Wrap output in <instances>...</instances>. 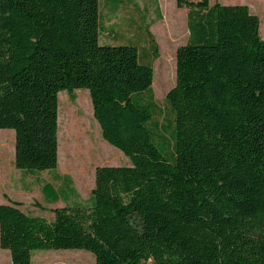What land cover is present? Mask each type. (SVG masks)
<instances>
[{
  "label": "trees",
  "instance_id": "trees-1",
  "mask_svg": "<svg viewBox=\"0 0 264 264\" xmlns=\"http://www.w3.org/2000/svg\"><path fill=\"white\" fill-rule=\"evenodd\" d=\"M176 5L190 11L165 97L168 154L150 127L163 115L152 65L135 45L99 43V0H0V130L14 132V167L56 169L57 96L76 89L88 90L102 138L131 162L96 167L89 206L55 208L52 221L0 205L12 264H31L38 250H83L95 264H264L259 18L246 5ZM44 192L60 198L51 184Z\"/></svg>",
  "mask_w": 264,
  "mask_h": 264
},
{
  "label": "rangeland",
  "instance_id": "rangeland-1",
  "mask_svg": "<svg viewBox=\"0 0 264 264\" xmlns=\"http://www.w3.org/2000/svg\"><path fill=\"white\" fill-rule=\"evenodd\" d=\"M150 19L158 17V11L153 0H143ZM196 3L197 0H189ZM142 8V1L138 0ZM210 5H246L251 14L259 18V36L264 39V0H209ZM175 0H166L163 3L162 13L166 20L153 24L151 31L159 46V57L153 61L148 57L146 45L139 40L123 42L116 45L132 44L141 51L140 62L153 65V83L151 86L153 101L160 108L163 115H156L150 127L157 124L156 140L162 143L160 136L168 140L167 152L170 153V131L173 126V114L165 102L167 92L175 85V58L173 68L168 71V57L165 53L167 43L172 46L181 45L188 39L186 12H175ZM121 5V3H120ZM101 9V7H100ZM102 11V9H101ZM135 16L139 15L138 10ZM141 13H144L142 10ZM102 15H104L102 13ZM178 18V25H173L171 19ZM183 16V17H182ZM141 29V25L135 20ZM128 24V23H127ZM139 33L144 34L141 29ZM172 35V39L170 35ZM176 42V43H175ZM145 53V58H143ZM175 57V54H172ZM72 96V98L70 97ZM148 94H142L144 100ZM57 106V167L49 171H30L23 173L13 165L14 159V132L0 130V205H7L14 201L20 205V210L31 215L52 221L55 208L77 205L89 206V197L94 187V170L100 166H131L130 160L115 147L108 144L101 135V130L93 117L89 92L86 89H76L72 95L67 91L58 93ZM166 129V130H165ZM45 182L51 184L60 198L54 201L49 192L42 193L41 186ZM13 204V203H11ZM0 264H12L9 252L0 249ZM31 264H95L94 256L83 250H38L31 258ZM145 264H151L147 262Z\"/></svg>",
  "mask_w": 264,
  "mask_h": 264
},
{
  "label": "crops",
  "instance_id": "crops-1",
  "mask_svg": "<svg viewBox=\"0 0 264 264\" xmlns=\"http://www.w3.org/2000/svg\"><path fill=\"white\" fill-rule=\"evenodd\" d=\"M138 0H99V22H100V34H99V43L101 45H116L118 43L123 42H132L139 40V44L142 43L146 45L145 48H147V55L148 57H152V50L149 42V37L146 33V28H148V31L151 33L152 37L154 38V35L151 31V28L153 24L160 23L164 20H166V25L169 27L167 17L165 14L162 13V8H164L163 3L166 2V0H153V2L156 5V9L158 11V17H154L150 19L151 23H146V19L148 18L149 14L146 11V6L144 5V1H142V8L140 7V3L137 2ZM121 3V5H120ZM175 12H179L184 10V12L187 10L185 8H178L176 5L175 0ZM102 11H101V9ZM139 12L138 16H135V13L137 14V11ZM144 11V13H141V11ZM135 11V13H134ZM102 13L104 15H102ZM183 17V16H182ZM135 20L142 26L141 29L144 30V34L139 33V27L136 23H134ZM186 21H187V12H186ZM178 21H180L175 16L171 19V22H173V25H178ZM128 23V24H127ZM168 36L170 35L172 39V35L167 33ZM155 40V39H154ZM156 42V41H155ZM187 42L182 41L179 46H172L173 43L168 42L167 46L165 47V53L168 57V64L165 68L166 70H170L171 67L173 68V57L172 54L174 53L176 55V51L179 47L185 45ZM176 43V42H175ZM157 44V42H156ZM126 45V44H125ZM158 49V57H159V46L157 44ZM141 54V51H139ZM143 56H145V53H143ZM158 59V58H157ZM156 59V60H157ZM175 65V64H174ZM153 67V65H152ZM23 173H28L24 171ZM49 184L48 182H45L41 186V190L44 189V185ZM11 203H15L12 201ZM11 203H7V205H12ZM19 209L21 208L20 205L18 206ZM52 212V211H50ZM54 218V215H53ZM53 220V219H52Z\"/></svg>",
  "mask_w": 264,
  "mask_h": 264
}]
</instances>
